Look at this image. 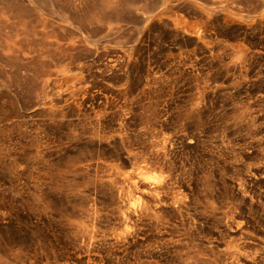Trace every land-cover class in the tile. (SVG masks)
Masks as SVG:
<instances>
[{
  "label": "bare ground",
  "instance_id": "obj_1",
  "mask_svg": "<svg viewBox=\"0 0 264 264\" xmlns=\"http://www.w3.org/2000/svg\"><path fill=\"white\" fill-rule=\"evenodd\" d=\"M233 1L142 6L120 87L0 93V262L264 264V6Z\"/></svg>",
  "mask_w": 264,
  "mask_h": 264
},
{
  "label": "rangeland",
  "instance_id": "obj_2",
  "mask_svg": "<svg viewBox=\"0 0 264 264\" xmlns=\"http://www.w3.org/2000/svg\"><path fill=\"white\" fill-rule=\"evenodd\" d=\"M108 1L0 0V93H9L24 114H31L46 84L68 70L75 77L92 75L88 85L102 82L120 87L124 83L106 66L130 55L156 21L152 16L141 22L142 6L162 12L181 6H216L212 0H169L164 5L157 0H119L122 6L135 2L138 11L126 12L117 20ZM233 6L255 8L264 6V0H234Z\"/></svg>",
  "mask_w": 264,
  "mask_h": 264
}]
</instances>
